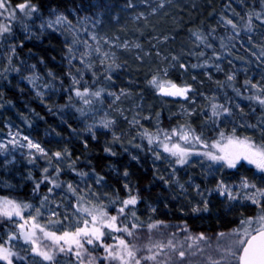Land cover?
<instances>
[{"label":"rangeland","instance_id":"rangeland-1","mask_svg":"<svg viewBox=\"0 0 264 264\" xmlns=\"http://www.w3.org/2000/svg\"><path fill=\"white\" fill-rule=\"evenodd\" d=\"M238 1L229 9L230 15L227 19L230 20L233 17L232 13H235L236 17L231 20L235 24L243 18L242 10L248 11L247 16L257 13L253 7L256 0L243 3L242 0ZM24 2L25 0H9L11 7ZM263 2L264 0L260 2L263 13L257 24L252 25L250 19H245L247 25L253 28L252 33L244 34L243 40L240 38L241 49L234 57L226 56L225 61L213 63L210 69L203 68L202 77L192 75L189 86L177 85L190 88L186 96L164 95L149 82L154 76H160L161 80L173 67L176 57L170 47V41L176 40L175 35L181 28L184 30L194 22L191 18L196 11H200L203 5L206 7L212 4L210 0H115L89 11L76 8L65 11L51 9L45 14H40L36 10L30 16H26L17 9L15 19L0 17V24L11 29L10 32L0 34V145H4L0 148V188L19 190L35 172L42 177L33 179L34 183L47 186L44 192H39L40 188L35 192L32 190L38 204L31 209L23 210L24 219H29V213L35 216V209L39 207L41 215L37 217L36 222L47 226L48 231L60 235L64 231H74L75 227L82 226L83 219L88 218L83 213L76 214L80 207L90 209L103 207L109 215H113L110 213L121 207L113 191L101 182L97 184L96 180L88 175L81 176L72 172L73 177L66 175V182L61 185L60 179L64 178L57 175L56 169L65 173L68 170L70 163L65 155L66 145L59 142V139L51 138L47 140L49 146L45 147L34 135L24 132L12 105L4 99L6 91L13 89L20 93L27 91L34 100L45 104L47 101L57 99L68 78L78 80L79 77L85 79L98 74H106L109 79L101 94V105L80 119L79 130L74 131L76 137L102 133V136L112 139V142L120 141L127 149L132 150L134 146L140 144L142 134L148 133L159 149V158L156 155L152 161L155 171L169 182L172 189L174 188V201L181 204L182 208L186 207L188 212L199 214L209 207L211 201H218L226 210L244 206L259 208L244 198L254 190L240 189L239 184L243 178H247L258 188H264V173L245 161H241L235 169L221 168L202 153L217 151L211 148V145L220 139L221 132L225 137L233 135L241 139L251 137L257 144L264 142V110L255 117V124H246L242 119L235 123L224 119L219 127L204 130L202 136L200 133L190 132L192 128L188 126L193 122L203 123L206 120V106L209 100L207 95L199 91L200 89L192 87V82L204 84L219 71L232 76L233 79L240 75L244 83L250 81V84L264 87ZM58 17L63 18L59 23L56 22ZM227 21L223 17H218L211 25L215 28ZM243 28L246 30L245 26ZM52 36L60 42L58 56L59 64L65 67L63 74H57L46 67L44 61H40L39 65L33 63V56L22 57L18 51L23 42L41 41ZM188 38L189 42H194L191 37ZM248 49L252 53L258 51L261 53L259 63L253 62L246 54ZM182 69L184 70L185 66H182ZM242 106L244 105L237 106V111L241 112L239 116L244 117L242 113L248 114L249 107ZM162 114L163 117L177 120L180 125H176L173 130L161 131ZM105 124H108V127H105ZM182 131L189 133L190 138L199 136L200 142L185 143L180 140L179 135ZM38 132L39 129L35 128L34 133ZM165 134L171 139L165 140ZM24 137L28 140H24ZM13 140L17 141L15 145L11 143ZM28 141L38 144L44 150L43 153L36 148H29ZM165 143L169 146L179 143L182 147L189 148L193 154L188 157L185 164H177V158L164 151ZM56 152L61 153L59 158L54 156ZM45 168L48 169L47 172L44 171ZM194 172L199 174V177L194 176ZM223 172H228V178H224ZM45 176H48L49 180H44ZM53 176L60 187H54L50 182ZM69 184L76 190L75 192L69 191ZM218 185L231 191L236 199H229L227 191L221 194L222 189L218 188ZM49 188L53 189L51 193L48 192ZM6 190L4 192H7ZM44 196L48 199L41 205ZM4 197L7 196L0 194V198ZM7 198L17 200L15 196L14 199ZM111 201L116 203L113 204ZM133 207L134 205H130L125 209L124 217L127 214L128 220L132 217L137 223L143 222L137 219L136 215L132 216V212H135ZM53 212L56 213L55 216L52 215ZM120 218L117 221L119 226L122 222ZM49 219L58 220L60 223L49 225ZM0 221L11 222L6 229L0 230L2 237L0 243H4L20 257H24L23 260L13 257V264H33V261L36 264H78L70 252L56 259L55 255L61 253L57 248L51 247L52 242L43 239L37 230L34 237L37 239L36 246L43 251H49L54 257L51 262L43 260L32 252L33 245L30 242L26 243L20 234L18 225L23 223V220L19 217L8 219L0 216ZM77 221L81 223L78 224ZM30 224L31 221L26 225L25 231L31 230ZM129 225L132 228V222H129ZM150 225L152 227L144 229V232L136 233L138 243L135 246L138 244L142 250V254L137 257L150 255L149 248H152L153 252L159 251L160 254L155 261H142V264H213V261H221L223 248L231 242L234 230L242 228L240 224L225 231L204 233L194 232L180 224L159 226L150 223ZM220 233L225 235L221 237ZM10 234H15L16 239L7 243ZM201 234L203 240L198 239ZM169 241L175 246L174 249L165 247L160 251L153 247L158 244L167 246ZM180 251L185 252L183 258L179 256ZM0 264L6 262L0 261ZM221 264L224 262L221 261Z\"/></svg>","mask_w":264,"mask_h":264},{"label":"trees","instance_id":"trees-1","mask_svg":"<svg viewBox=\"0 0 264 264\" xmlns=\"http://www.w3.org/2000/svg\"><path fill=\"white\" fill-rule=\"evenodd\" d=\"M210 1L212 4L206 7L203 5L200 11H196L192 16L193 18H191L194 22L188 28H183L184 30L181 28V31L175 35L174 39L176 40L170 41V47L176 60L173 67L167 72L166 76H162L161 80L170 81L180 86H189L192 75L202 77L203 68L210 69L213 63L221 60L225 61L226 56L228 58L234 57L235 53L241 49L240 38L243 40L244 34L252 33L253 28L251 29L249 24L247 25L245 19H250V23L255 25L260 21L259 18L263 13L260 6V2L263 0H256L253 7L256 8L257 13L247 16L248 11L244 9L241 12L243 18L239 20L238 24L223 22L222 26L214 28L211 23L218 17H223L227 21L228 15H230L229 9L239 1ZM244 1L249 2V0H242V3ZM28 2L35 6L38 13L45 14L51 9L65 11L76 8L89 11L107 3H113L115 0H28ZM231 16L233 17L230 20L236 17L235 13H232ZM243 26L246 27V30ZM188 36L194 42H189ZM59 47V40L52 36L51 38H43L41 41L23 42L18 51L22 57L33 56V63L38 64L40 61H44L46 67L57 74H63L65 67L59 64ZM246 54L250 56L253 62L259 63L261 59L259 51L252 53L248 49ZM194 65L195 67H193ZM182 66H185L184 70ZM159 77H157L158 80H160ZM228 77L223 72L218 71L204 84L191 83L194 89H200L199 91L207 95L209 100L206 106V120L203 123L193 122L189 125L188 127L192 128L190 132L200 133L202 136L204 130L219 127L220 122L224 119L231 123L242 119L246 124H255V117L259 113H263L264 106L255 100H249L248 97L264 95V93L257 92L259 90L252 88V84L246 85L240 75L232 80H229ZM77 81L79 83L74 84L73 79L68 78L57 99L47 101L45 104L34 100L27 91L20 93L13 89L6 91L4 99L9 105H12L14 112L23 125L24 132L34 135L45 147L49 146L47 140H51V138L59 139V142L66 145L67 154L65 153V155L70 164L66 173L59 169V175L64 178L60 179L61 185L65 184L66 175L72 178V172L76 175L85 173L96 181L100 179L103 185L113 191L119 201L128 199L129 192L137 197V203L134 205L133 210L137 219H141L143 222L138 220L139 223H137L132 220V217L128 220L126 214L125 217L120 218V221H122L120 226H128L133 232V236L129 237L122 233H114V236L124 238L130 245L135 246L138 243L136 233L144 232L143 230L148 229L150 223H156L159 226L180 224L189 227L194 232L215 233L237 227L242 220L260 213V208L254 206L226 210L218 201H211L209 207L199 214L188 212L186 207L185 209L182 208L181 204L174 201V188L172 189L169 182L164 178L161 179L160 174L155 171V165L152 161L159 149L156 147L155 141L149 144L148 137H151V135L148 133L142 134L140 144L137 145L139 147L134 146L132 150L127 149V146L120 141L112 142V139L109 140L108 137L102 136V133H97L95 136L76 137L74 131L79 130L80 119L86 113L93 112L100 107L101 94L109 79L106 74H98V76L90 75L85 79L79 77ZM85 89L88 91L83 97L76 95L77 90L84 92ZM97 91L100 92V96L93 95ZM85 100L89 102L85 103ZM212 104L223 105L230 111L224 113L222 109H218L221 114L213 117ZM241 105L249 107L248 114L242 113L244 117L239 116L241 112L237 111V106ZM176 125H180L177 120L167 116L163 117L162 114L161 131L173 130ZM35 128L39 129L38 133H34ZM65 137L66 140H64ZM105 149H109V151H105ZM125 172H127V176H125ZM195 173L193 175L199 177V174ZM223 175L225 179L228 178V172H223ZM40 177L42 176L35 172L28 181L22 184L19 190L0 188V194L12 199L15 196L18 203L37 205L38 202L32 194V190L36 189L33 179L36 180ZM125 185L128 187L126 188ZM46 187L40 185L39 192L46 191ZM5 190L8 193L4 192ZM118 205L120 206V202ZM110 214L116 215V211ZM129 222L136 224V229L131 228ZM10 224L9 221H0V230L6 229ZM105 243L112 244L115 241L106 239ZM138 246L137 244L135 248L139 249ZM86 247H89V251H92L91 246ZM139 251L137 255L142 254V250ZM64 255V253L56 254L55 258L60 259ZM92 255H103V251L97 249L92 251ZM75 259L77 258L75 257Z\"/></svg>","mask_w":264,"mask_h":264},{"label":"snow or ice","instance_id":"snow-or-ice-1","mask_svg":"<svg viewBox=\"0 0 264 264\" xmlns=\"http://www.w3.org/2000/svg\"><path fill=\"white\" fill-rule=\"evenodd\" d=\"M19 9L20 12L24 13L26 16H30L32 12L36 11L34 5H31L28 0H25L24 3H20L15 7H11L9 0H0V17L12 18L15 19L16 10ZM7 14V16L5 15ZM63 19L62 17L57 18V23ZM227 23L232 24L231 20H228ZM51 26V25H49ZM235 27V25H233ZM11 29L4 24H0V34L10 32ZM98 50V49H97ZM195 67V65L193 66ZM229 80H232L233 77L229 76ZM73 83H79L75 78H73ZM154 87H156L162 94L169 96H186L189 87H178L176 84L171 83L170 81H161L157 77H153L149 82ZM250 81H245V84H250ZM252 88H258L260 92L264 93V87H260L257 84H252ZM88 90L85 89L84 92L76 91V95L83 97ZM95 96H100V92L97 91L93 93ZM249 100H255L260 105L264 106V95H255L248 97ZM85 103L89 101L85 100ZM212 116H219L221 113L218 109H222L224 113H228L230 110L223 105L212 104ZM108 127V124L104 125ZM255 127V126H250ZM235 132V129H233ZM175 134V130H174ZM158 138V137H157ZM165 140H170L171 137L168 134L164 136ZM179 139L185 143L190 142H200L199 136H193L190 138L189 133L181 132ZM24 140H28L27 137H24ZM149 144L153 143V138L148 137ZM12 144H16L17 141H11ZM23 147V145H21ZM27 146L29 148H36L39 152L43 153V149L40 148L38 144H33L31 141H28ZM4 145H0V148ZM139 147V146H137ZM205 147H209L205 145ZM165 152L170 153L172 156L176 157V163L183 165L187 162L188 157L193 153L189 148L182 147L179 143H174L169 146V144H163ZM211 148L216 149L217 151H206L202 153L203 156L207 157L212 162L220 165L221 168L227 167L229 169H235L241 161H245L248 164L254 165L255 168L264 173V142L260 144L255 143L251 137H245L243 139L236 136L225 137L224 133H220V139L211 145ZM109 151V149H105ZM114 154V153H113ZM54 156L59 158L61 156L60 152L54 153ZM157 158L159 154L157 153ZM211 167V165L209 166ZM45 172L48 171L47 168L44 169ZM57 175L59 174V169H56ZM81 176L86 175L81 173ZM127 176V172H125ZM163 179V177H161ZM44 180H49L48 176L44 177ZM43 182V181H42ZM50 182L54 187H60L56 183V180L53 178ZM97 184L100 183V179H97ZM39 183L36 185V189L39 188ZM127 188L128 186L125 185ZM181 187H183L181 185ZM218 188H221V194L224 191L228 192L229 199H236L232 195L231 191L222 185H218ZM240 189H252L254 191L251 194L246 195L244 198L250 200L254 205L259 206L260 213L256 217H249L241 221L242 228L234 230L232 234L231 242L228 243L224 248L221 255V261L224 264H264V188H258L256 184L248 181L247 178H243L239 184ZM34 189V192L35 190ZM69 191L75 192L76 190L72 187L71 184L68 185ZM52 188L48 189V192L51 193ZM48 197L44 196L41 200V205L47 201ZM121 207L116 209V215H109L103 207L90 209L86 207H80L77 209V215L81 213L85 214L88 218L82 220V226L75 227L74 231H64L62 234L57 235L56 232L48 231L47 226H42L36 222L37 217L41 215L40 208L35 209V216H32L29 213V219H24L23 210L31 209L33 206L28 203H18L15 200L8 199L7 197L0 198V216L7 217L12 219L13 217H19L24 222L18 225L20 234L23 235L26 243H31L33 245L32 252L36 255L43 258L45 261H53L54 257L50 254L49 251H43L37 245L36 231L38 230L42 234L43 239L50 240L51 247L57 248L59 253L70 252L77 258L78 264H142V261H155L157 256L160 254L159 251L153 252L152 248H149L148 251L151 253L147 256L137 257V252L139 249H136L135 246L130 245L126 239L114 236V233H122L127 236H133V232L128 226H119L117 221L118 218L123 217L125 214V209L130 205H135L137 203V197L132 195L129 192V198L119 201ZM111 203H116V201H111ZM53 216L56 215L55 212L52 213ZM132 216L135 217V212H132ZM67 219V217H65ZM30 224L29 231H25L26 225ZM60 223L58 220L49 219V225H55ZM77 223H81L77 221ZM255 225V226H253ZM137 225L133 224L132 228H136ZM149 227H152L151 225ZM225 234L220 233V236L223 237ZM2 239V237H0ZM16 239L15 234H10L8 236L7 243H10ZM106 239H113L115 243L108 244L105 243ZM198 239L203 240L204 237L201 234ZM65 245L67 247H65ZM91 246L92 251L97 249H102L103 255L94 256L92 251H89ZM154 248L162 251L165 247L175 248V246L169 241L168 245L158 244L154 245ZM179 256L183 258L185 256L184 251L179 252ZM13 257H16L19 260H23L24 257H20L16 252H13L10 247H6L4 243H0V261L6 262V264H13ZM221 261H213V264H221ZM33 264H36L33 261Z\"/></svg>","mask_w":264,"mask_h":264}]
</instances>
